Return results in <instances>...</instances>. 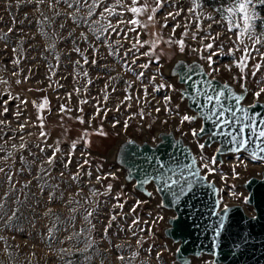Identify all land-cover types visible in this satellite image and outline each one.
Instances as JSON below:
<instances>
[{
	"label": "rangeland",
	"instance_id": "rangeland-1",
	"mask_svg": "<svg viewBox=\"0 0 264 264\" xmlns=\"http://www.w3.org/2000/svg\"><path fill=\"white\" fill-rule=\"evenodd\" d=\"M125 2L130 4V0ZM202 2L203 9H197L198 13L201 10L204 12L202 27L207 28L211 23L212 34H221L214 49L220 44L224 45L221 54L213 57L212 68H218L219 71L212 72L205 61L206 68L212 76L218 78L237 76V68L228 71L224 67L232 64L233 58L227 55V51L233 47L235 30L228 32L227 21L222 20L221 15L214 11L215 8L205 5L204 0ZM49 5L50 0H44L43 3H37V0H0V120L6 121L0 125V144H4L7 152H11L6 160L3 157L7 152H0V167L4 168V172L0 173V197H3V207L0 208V264H170L168 255L171 248L155 232V226L162 220L152 224L153 219L164 217L167 212L153 202L149 206H138L136 212L132 213L130 209L140 199L129 187L124 189L120 197L123 208H114L117 192L113 186L110 191H106L110 177L98 181L97 176L104 177L108 173L116 175L117 170L115 167L96 164L93 155L84 146L82 136L85 129L94 128L97 124L104 125L118 135H124L133 128L143 129L148 120L153 123L177 124L186 133H191L195 126L186 122L180 124V117L186 114V110L179 106L177 111L174 95L167 88L153 93L149 85L147 105L137 104L133 100L121 105L117 111L116 106L125 96L127 82L136 79L124 64V59L131 61L134 58L131 53L126 58L123 56L130 43L122 40L123 48L118 54L115 52L118 46L113 45V54L110 55L108 45L103 42L104 37L97 40L96 34L89 31L90 26L99 27L93 24L94 21L98 20L100 25L106 23L98 15L100 9L96 15L87 18L88 23H84L80 20V17H87L84 7L79 9L74 21L68 13L76 12L75 7L69 9L63 3L55 4L54 0L53 6ZM224 5L228 6V3ZM190 6V0H174L173 6L166 3L155 14V22L140 16L139 19L148 24L146 29H138L141 39L152 38V33H159L163 39H167L172 34L173 26L176 23L183 24L185 17L191 19L192 30H195L196 18L187 12ZM177 8L184 11L175 20L169 18L167 27H162L166 14ZM255 11L258 15L257 8ZM208 13H212L214 20L219 23L206 19ZM131 16V13L125 12L124 18L129 19ZM110 19L116 22V17ZM183 31V28H177L173 39H180ZM82 32L86 34L87 40L81 36ZM262 32L264 26L258 27L257 20L255 35L260 36ZM134 35L129 33L130 37ZM118 38L112 34L109 43ZM260 38L264 40V36ZM184 39L188 47H199L190 36ZM245 44L251 45L252 41L245 37ZM93 45L97 46L95 51ZM76 47L88 57L89 63L85 64L80 53L74 51ZM256 47L264 51V46ZM146 50V46L140 49L141 52ZM240 55L241 52L236 53V57ZM253 55L257 56L258 61L255 51ZM93 58L95 64L91 63ZM14 60H19V63L14 64ZM78 60L79 64L76 63ZM147 60V57H140L133 66V71L137 73L144 71V84H148V78L156 74L159 68V64L153 62L148 69H140L138 66ZM252 64L250 60V73ZM84 72L88 74L86 77ZM161 81L172 84L171 78L157 75L156 82ZM106 84L108 87L105 90ZM140 87L137 81L134 89ZM261 87H264V64L253 77L249 97H256L254 93ZM129 91L133 95L137 94L132 89ZM138 94L142 96L143 92ZM165 95L172 97L167 105L172 109L170 113L163 110ZM45 98L46 107L38 109L37 105L43 103ZM257 98L264 99V93ZM128 103H131L130 108ZM61 105L67 110L61 112ZM157 106L161 107L159 113L155 112ZM5 107L7 112L3 111ZM141 107L146 113L143 120L138 114L133 116ZM97 108H100L99 114ZM38 117L42 118L43 127ZM77 117H81L84 123ZM125 120H128L127 130L123 127ZM116 121L120 123L113 127ZM21 124L24 125L22 129ZM41 131L47 134L46 137L40 136ZM74 141L76 146L73 149ZM21 143L25 144V148H19ZM13 144L17 146L15 149L12 148ZM56 147L60 151L56 153L54 162L47 164L48 157L52 156ZM41 148L44 151H40ZM197 155L201 165L210 163V152H197ZM201 156L206 159L201 160ZM223 162L222 168L210 165L216 171L209 173L219 187L220 200L224 204H241L243 191L230 187V181L240 178L244 171L253 172L262 163L246 155L228 156ZM234 166L238 176L233 175ZM8 175L12 176L11 182L8 181ZM92 190L99 194L93 196ZM6 191L9 193L7 197L4 196ZM89 211L91 216H87ZM113 215H116V219L109 225ZM137 217L140 223L130 228L132 220ZM143 221L149 223L144 224ZM149 227L151 233L147 230ZM137 240L141 243L138 244ZM196 264L209 263L204 258Z\"/></svg>",
	"mask_w": 264,
	"mask_h": 264
},
{
	"label": "water",
	"instance_id": "water-1",
	"mask_svg": "<svg viewBox=\"0 0 264 264\" xmlns=\"http://www.w3.org/2000/svg\"><path fill=\"white\" fill-rule=\"evenodd\" d=\"M163 40L156 49L160 55L159 73L164 78L172 79V85L176 90L169 91L174 95L175 104L186 110V114L197 117L196 120L186 123L195 126L197 131L203 125L205 133L193 137L177 124L153 123L148 120L143 129L133 128L124 135H118L104 125L97 124L94 128L85 129L89 135L82 138V142L93 155L96 164L116 168L117 175L115 178L110 177L108 184L116 189L117 194L123 193L124 189L129 187L140 201H144L139 207L156 202L158 207L167 212L162 222L155 226V232L171 248L168 255L170 264H195L204 258L209 264H264V160L253 159L261 162L262 166L253 172L244 171L240 178L230 181V187L243 191L241 204L222 203L217 183L203 168L200 175L207 176L205 183L194 189V195L190 193L181 197L178 203H173V197L168 192L157 190L162 182L155 178L142 186L137 185V182L146 176L154 177L161 171L176 167L177 163H190L191 160H185L180 149L188 156L196 158L198 168L201 167V163L197 152H210V160L215 155L217 161L215 166L222 168L225 157L246 155L252 159L251 152H258L259 147H264V138L254 139L247 150L237 153L229 151L233 146L226 142V137L215 136L209 139V134L216 129L210 121L200 116L190 95L182 98V93L191 94L193 89L182 83L178 75L173 74L179 62H183L184 65L195 63L208 72L205 60L192 52L191 47L187 46L185 52L181 53L176 45L170 46ZM212 78L217 89L227 84L237 95H242L241 106L244 108L253 106L249 108L250 115L260 113L256 118L257 130H264V123H261V120H264V99L249 97L253 81L249 70L246 69L243 80L240 79V73L234 77L218 78L212 75L208 77ZM193 79L200 77L193 76ZM241 84L245 85L246 91L241 88ZM203 103L204 98L201 96L200 104ZM101 129L104 135L99 134ZM229 130L231 129H223ZM129 140L133 141L134 145H129L127 143ZM197 141L205 144L202 151ZM258 154L264 156V153ZM160 165L164 167L161 168ZM208 184L212 187H208ZM161 203L163 206H160ZM219 216H224L226 227L217 237L213 229ZM242 237L245 239L242 240Z\"/></svg>",
	"mask_w": 264,
	"mask_h": 264
},
{
	"label": "snow or ice",
	"instance_id": "snow-or-ice-1",
	"mask_svg": "<svg viewBox=\"0 0 264 264\" xmlns=\"http://www.w3.org/2000/svg\"><path fill=\"white\" fill-rule=\"evenodd\" d=\"M43 2L44 0H37V3ZM54 3H63L67 5V8L69 9L75 7L76 12L68 13V15L71 16L74 21H76V16L79 12V9L81 7H84L87 12V17H80V20H82L84 23H88L87 18L96 15L97 10L100 9L98 15L100 18H103L106 23L100 25L98 20L94 21L93 24L99 25V27L90 26L89 31H92L96 34L97 40H100L101 37H104L103 42L108 45L110 55L113 54V45L118 46L115 48V52L118 54L120 52V49L123 48L122 40H126L130 43V47L124 51L123 56L126 58L131 53L133 54L134 58L131 61L124 59V64L127 66L128 71L133 72V75L136 79L134 81L127 82L128 86L124 90L125 96L120 102V104L116 106L117 111H119L121 105L125 104L126 102H131L133 100H135L137 104L142 103L144 105H147L149 103V85H151L153 93L159 92L162 88H167L172 91L176 90L175 86L172 84H167L163 81H161L160 83L156 82L157 75H160L159 68L157 69L156 74H153L151 77L148 78V84H144L143 82L145 77L144 71H139L138 73L133 71V66L136 65V62L138 59H140V57L148 58L146 63L138 66L140 69H148L150 64L153 62L159 64L160 55L157 54L156 49L163 40V37L159 33H152V39H141V32L138 31V29H146L148 27V24L140 20L139 17L146 16L147 21L155 22V14L166 3H169V6H173L174 0H130V4L126 3L125 0H111V3H108V0H54ZM190 4L191 6L187 8V12L189 13V16L196 18L194 23L195 30H192L193 25L191 19H189V17H185V22L183 24L176 23L172 28V34L169 35L167 40H163V42L169 44L170 46L176 45L179 49V52L183 53L185 52V49L187 47L184 37L190 36L191 40L195 41L199 45V47L191 48V51L196 53L200 57V59L205 60L209 68H211L212 72H217L219 71L218 68H212V65L214 63L213 57L221 54L224 45L220 44L215 49L214 45L216 41L219 40L221 34H212L211 23L207 25V28L202 27L201 18L204 17V12L202 10L199 13L197 12V9H203L202 0H190ZM257 5H264V0H228V6L221 4L219 8L214 9L215 12L221 15L222 20L227 21L226 30L228 32H233L235 30L234 39L230 37V39H232L233 47H229L227 51V55H230L233 58L232 64H226L224 65V67L228 71H231L233 67L237 68L239 70L241 80L245 79V71L249 67L250 60L253 61L251 70V75L253 77L256 76V74L261 70L262 64H264V51H261L260 48L256 47V45L264 46V40L260 38L261 36H264V32H262L260 36L255 35L257 20H260L261 25L264 26V18L258 17L255 11ZM49 6H53L52 0H50ZM183 11L184 9L182 8H177V10L175 11H169L164 17V23L162 27H167L168 19L171 18L175 20L176 17L180 16L181 12ZM125 12L131 13V18L125 19ZM110 17H116V22L113 23ZM205 18L208 20H212L214 23H219V21L214 20L212 13H208ZM129 25L131 27H127ZM61 27H63V25ZM177 28H183L184 31L182 32L180 39H173ZM11 30L12 29H9V31ZM129 33H134L135 35L130 37ZM112 34H115L119 38L109 43ZM69 35H71V33H69ZM81 36H83L84 39L87 40V36L85 33L82 32ZM245 37L248 40L252 41L251 45L245 44ZM146 45L148 46L147 50L141 52L140 49L144 48ZM96 47V45H93V51L96 50ZM74 51L80 53V55L83 57V61L85 64L89 63L88 57L84 56L83 52L79 47L74 48ZM253 51L257 53L259 57L258 61L257 56L253 55ZM237 52H241L242 55L236 57ZM205 53L207 54L205 55ZM13 63L18 64L19 60H14ZM76 63L79 64L80 61L78 60L76 61ZM91 63H96L95 58L91 60ZM13 74L15 75V73ZM173 74L178 75L182 83L189 85L193 89V92L191 94H188L187 92L182 93V98L185 95H190L191 99L196 104L197 111L199 112L200 116L204 120L210 121L214 129H216L215 131H212L209 134V139L215 136H224L227 138L226 142L233 146L229 149V151L238 153L242 150H247L248 146L254 142V139L260 140L261 138H264V130L258 131V126L256 124V118L260 115V113H254L250 115L249 108L253 106H249V108L242 107L240 102L243 99V96L237 95L227 84L223 85L219 89L214 87V78L208 79V77L211 76V72H205L202 66L197 65L195 63L190 65H184L183 62H179L176 69H174ZM83 75L86 77L88 74L87 72H84ZM193 76H198L200 77V79L194 80ZM110 79L112 78L110 77ZM137 81L140 83L141 87L139 89H134V86ZM90 82L91 81H89V83ZM17 83H20V81H17ZM107 87L108 85L106 84L105 90L107 89ZM241 88L245 89L246 91L244 84H241ZM130 89L134 90L137 94L133 95V92L129 91ZM77 91H79V89H77ZM113 91H115V89H113ZM141 91L143 92L142 96L138 94ZM261 93H264V87H261L259 91L254 93V95L256 97H259ZM201 96H203L204 98L203 104H200ZM106 99L107 93L105 91V100ZM171 100V95H165L163 97V110L165 112H172V109L167 107ZM224 101H228L229 103L225 104ZM4 103L7 104V101H5ZM22 103H24V101H22ZM33 103L35 104V101H33ZM82 103H86V101H82ZM156 103L157 105H159L160 102L157 101ZM46 105L47 98L44 99L43 103L37 105V107L38 109H44ZM127 106L130 108L131 103H128ZM176 109L178 111L179 105L176 106ZM66 110L67 109L65 108V106L61 105V112H64ZM3 111L7 112V107H5ZM160 111L161 107H155V112L159 113ZM99 112L100 108H97V114H99ZM137 114L140 116L141 120H143L146 115L144 108L141 107L138 113H133V116ZM17 115H19V113H17ZM147 115H151V113H147ZM38 119L40 120V126L43 127L42 118L38 117ZM77 119L80 120L81 123H84V120L81 117H77ZM128 119H132V117H129ZM196 119L197 117L194 115L184 114L180 117V124H184L185 122H192ZM5 123L6 121L0 120V125H4ZM119 123V121L114 122L113 127H115ZM261 123H264V120H261ZM128 126V120H125L123 124L124 129L127 130ZM23 127L24 125L21 124L20 128L22 129ZM149 127H151V125H149ZM225 128H229L231 130L223 131V129ZM202 133H205V128L203 125L199 128L198 131L197 129L191 130V135L193 137H197L199 134ZM99 134L104 135L105 133H103L101 129L99 130ZM46 135L47 134L44 131L40 132L41 137H46ZM87 135H89V133L87 130H85L82 138L86 137ZM21 140H23V137H21ZM6 143L7 142L5 141V144ZM127 143L129 145H134V142L131 140H129ZM197 144L201 151L205 148L204 143H200L199 141H197ZM75 146L76 142L74 141L72 144V148L74 149ZM16 147L17 146L15 144L12 145V148L15 149ZM49 147L52 146L50 145ZM19 148H25V144L21 143L19 145ZM40 151H44V149L41 148ZM59 151V148L56 147L52 153V156L48 157L46 163L52 164L56 158V153ZM180 151L181 154L184 155L185 160H191L190 163H177L176 167L168 168L165 171H161L158 175L154 177L146 176L145 179L138 181L137 185L142 186L143 184L148 183L150 179L155 178L162 182L158 186L157 190L168 192L173 197V203H178L181 197L187 196L190 193L194 195V189L198 185H203L207 180L206 175H200L201 168L207 169L208 173H214L216 171V168L210 165L216 164V157L214 155L211 158L210 163H203L201 167L198 168L196 166L195 157L188 156L183 149H180ZM217 151H219V149ZM0 152H7V149L5 148L4 144H0ZM258 152L264 153V147H259ZM258 152H251L252 159L264 160V156L259 155ZM133 155H135V153H133ZM9 156H11V152H7V155L4 156L3 159L6 160ZM21 159H23V157H21ZM200 159L205 160L206 158L204 156H201ZM68 162H71V153H69L68 155ZM84 163L87 164L88 161L85 160ZM241 163H243V161H241ZM82 166L83 165H81V167ZM160 167L163 168L164 166L160 165ZM3 172L4 168L0 167V173ZM169 173L171 174L169 175ZM233 175L238 176V173L235 172V166L233 167ZM108 177L115 178V174L108 173L104 177L97 176V180L99 181L101 179H107ZM221 178L224 179V177ZM11 180L12 176L8 175V181L11 182ZM207 186L212 187L211 184H208ZM13 187L15 186L13 185ZM111 188L112 185L109 184L107 186L106 191H110ZM8 194L9 193L6 191L4 193V196L7 197ZM98 194L99 193H97L95 190H92L93 196H96ZM147 194L149 196L151 195V193ZM122 195L123 193H118L117 197L114 198L117 201L116 204L113 205L114 208H123L124 205L120 202V197ZM49 198H52L51 195ZM2 200L3 197H0V208L3 207ZM245 200H247V198H245ZM142 203H144V201L137 200L133 207L130 209V211L132 213H135L137 207ZM160 206H163V203H161ZM217 206H219V202H217ZM224 207L226 215L227 206L225 205ZM72 211H75V209H73ZM13 215H15V213H13ZM91 215L92 213L90 211L87 212V216ZM87 216L85 217L86 219ZM115 219L116 215L111 216L109 220V225H111V222ZM162 219L163 217L158 216L152 220V224L154 225ZM139 223L140 221L137 217L132 220V224L129 227L131 228L133 225H138ZM143 223L148 224L149 222L143 221ZM225 227L226 223L224 216H219L216 222V227L213 229L217 237L220 235L221 231ZM140 230L144 231V229ZM147 230L151 233V227H149ZM105 232H107V228L105 229ZM133 235H135V232H133ZM241 239L243 240L245 238L242 237ZM137 243L139 244L141 243V241L137 240ZM120 259H123V257H120Z\"/></svg>",
	"mask_w": 264,
	"mask_h": 264
},
{
	"label": "trees",
	"instance_id": "trees-1",
	"mask_svg": "<svg viewBox=\"0 0 264 264\" xmlns=\"http://www.w3.org/2000/svg\"><path fill=\"white\" fill-rule=\"evenodd\" d=\"M228 0H204V4L210 8H219L221 4H227ZM258 11V16L264 18V5H257L256 6ZM261 25V21L258 20V27Z\"/></svg>",
	"mask_w": 264,
	"mask_h": 264
},
{
	"label": "built area",
	"instance_id": "built-area-1",
	"mask_svg": "<svg viewBox=\"0 0 264 264\" xmlns=\"http://www.w3.org/2000/svg\"><path fill=\"white\" fill-rule=\"evenodd\" d=\"M188 135H190V133H187ZM117 175V174H116ZM114 188V187H113ZM114 190L116 191V189L114 188ZM117 192V191H116ZM196 264V263H195Z\"/></svg>",
	"mask_w": 264,
	"mask_h": 264
}]
</instances>
